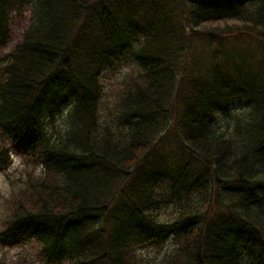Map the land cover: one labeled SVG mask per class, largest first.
<instances>
[{
  "label": "trees",
  "instance_id": "1",
  "mask_svg": "<svg viewBox=\"0 0 264 264\" xmlns=\"http://www.w3.org/2000/svg\"><path fill=\"white\" fill-rule=\"evenodd\" d=\"M29 1L0 0V46L9 11ZM30 4L20 45L0 63V169L15 150L41 171L5 201L0 241L31 243L46 264H264V50L221 40L241 27L264 35V0ZM198 34L213 52L193 68ZM236 100L249 108L227 136L216 118ZM178 102V138L197 167L160 156Z\"/></svg>",
  "mask_w": 264,
  "mask_h": 264
},
{
  "label": "rangeland",
  "instance_id": "2",
  "mask_svg": "<svg viewBox=\"0 0 264 264\" xmlns=\"http://www.w3.org/2000/svg\"><path fill=\"white\" fill-rule=\"evenodd\" d=\"M32 1V0H31ZM32 16L31 4L18 5L14 10L9 11L8 15V32L10 36L8 37L5 44L0 46V63L6 62V58L10 56L11 53L15 52L16 48L20 45L22 41L24 32L26 28L30 25V20ZM177 21L181 20V16L176 15L174 18ZM244 28V27H241ZM238 31H231L226 36L221 38L222 45L230 46L232 44L238 45L240 50H244L245 55H250L254 51L259 50L260 47L264 50V35L255 31L249 30L247 28ZM241 29V30H239ZM247 29V30H246ZM194 52L193 58H196V62L192 63L193 68L196 65L207 63L213 52V47L211 42L204 35L198 34L193 41ZM231 47V46H230ZM256 55V54H255ZM182 63L179 70V77L186 78L190 70L187 72L183 66L186 63V57H182ZM190 61V60H189ZM264 60H262L263 62ZM258 63V62H257ZM259 64V63H258ZM260 65V64H259ZM134 65L125 64L122 68L118 69L116 73L110 72L116 80L119 76L125 74ZM261 66V65H260ZM263 67V66H262ZM264 68V67H263ZM262 68V70H263ZM258 68H254V73H257ZM110 75V74H109ZM261 73L259 74V78ZM119 79V78H118ZM111 88L114 87L113 84L109 85ZM116 93L108 91L106 92V97L104 104L112 105L115 101ZM176 110L174 113H169L167 120V128L164 134V139L159 144L160 156L166 157V162H172L175 165L183 166L186 161H190L193 166L197 167V163L200 164L201 160L196 152L189 149L186 144L181 143L177 134L178 129V117L180 115V103L176 105ZM249 108V102L247 100H236L233 103H229L227 106L223 107L222 111L219 112L216 120L218 123L216 127L226 135H230L235 128L237 123V115L245 112ZM64 116V114H63ZM63 116L62 118H57V120L52 121L47 125L49 132L57 133L58 130L63 127ZM12 152V164L6 169H0V225L3 215L6 212L5 201L7 198L12 196L14 190L19 189L24 184L27 177V171H33L40 173L41 166L36 163V161L31 160L27 155H22L15 150ZM160 247H155L149 250L153 256L160 255L158 252H164L168 246L172 243L169 240H165ZM0 260L5 261L8 264H46L42 258H39V253L37 247H32L31 243L25 244H10L5 241H0Z\"/></svg>",
  "mask_w": 264,
  "mask_h": 264
},
{
  "label": "bare ground",
  "instance_id": "3",
  "mask_svg": "<svg viewBox=\"0 0 264 264\" xmlns=\"http://www.w3.org/2000/svg\"><path fill=\"white\" fill-rule=\"evenodd\" d=\"M30 3H31V1H29V4H30ZM205 176H206L208 179H210V180L212 179L211 177H209V176H207V175H205Z\"/></svg>",
  "mask_w": 264,
  "mask_h": 264
}]
</instances>
